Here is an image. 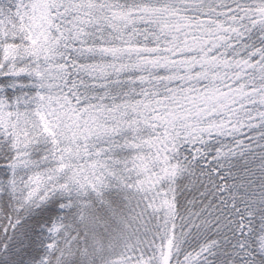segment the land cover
<instances>
[{
  "label": "snow or ice",
  "instance_id": "6c2138e0",
  "mask_svg": "<svg viewBox=\"0 0 264 264\" xmlns=\"http://www.w3.org/2000/svg\"><path fill=\"white\" fill-rule=\"evenodd\" d=\"M0 264H264V0H0Z\"/></svg>",
  "mask_w": 264,
  "mask_h": 264
}]
</instances>
